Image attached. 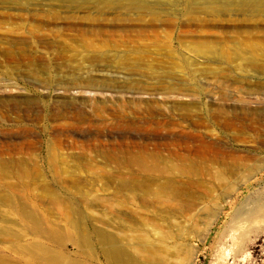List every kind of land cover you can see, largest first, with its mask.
Returning <instances> with one entry per match:
<instances>
[{"label": "rangeland", "instance_id": "374dc122", "mask_svg": "<svg viewBox=\"0 0 264 264\" xmlns=\"http://www.w3.org/2000/svg\"><path fill=\"white\" fill-rule=\"evenodd\" d=\"M101 1L0 0V103L5 105L0 107V148L23 143L22 131L29 130L36 148L25 159L40 160L43 171L50 168L47 145L52 132L47 115L59 99L58 93L68 96L78 91L73 90L78 85L74 83L71 90L65 89L68 73L63 77L54 74L56 67H62L54 59L59 52L57 48H72L79 54L75 62L87 66L88 63L81 62V56L87 54L82 46L108 42L118 51L107 54L127 53L129 60L112 64V69L100 65L89 67L98 86H109L110 91L75 96L81 109L90 112L107 101L122 111L125 110L123 98L130 96L133 98L128 100L136 110L142 107L138 101L151 103L155 98L165 105L172 101L183 105L193 103L198 110L196 115H201L208 130L207 139L251 156L253 161L243 162L242 169L253 164L259 168L251 175L224 176L223 180L202 175L177 180L192 196L195 207L181 212L182 215L176 213L173 218L163 215L152 197L141 198L134 190L119 188V178H96L82 173L76 178L43 175L4 179L13 187L12 195L2 188L0 197H15L13 200L28 204L40 221V231L37 237L32 231L14 232L23 230L15 215L10 218L13 221L10 225L0 223V231H4L0 235V264H50L47 258L54 256L63 258L64 264H113L100 254L94 239L95 229L109 233L123 245L130 238L135 244L139 237L159 245L165 251L164 264H264V146L235 144L229 134L201 112L224 110L237 114L264 107V12L250 14L247 6L241 12L235 3L225 7L222 0H213L212 4H207L211 0H137L140 2L135 6L128 5L127 0ZM104 5L109 9L98 11ZM209 8L214 13L210 14ZM195 46L208 47L210 51L197 55L192 51ZM251 46L257 48V54L248 64ZM138 48L146 49L149 57L131 52ZM30 56L37 57V64L46 70L41 71L30 63ZM181 56L187 58L188 64H184ZM137 58L141 60L138 62ZM145 65L157 66L150 70ZM72 67L67 65L62 69L71 71ZM171 88L185 95L172 94ZM25 102L34 103L26 109L30 116L18 119L14 112L21 109L11 112L9 108L19 107V103L23 107ZM161 108L167 113L164 106ZM236 122L246 128H264L259 120L256 124L240 117ZM194 129L204 132L202 127ZM110 135L109 143L119 141L116 138L119 134L112 131ZM75 140L86 142L81 136ZM73 153L80 157L81 150L74 149ZM92 155H88L90 165L105 166L97 157L89 159ZM64 165H74L67 155ZM168 166L186 168L174 161ZM204 166L207 167H201ZM122 180L131 179L126 176ZM143 202H148L147 206ZM167 204L174 210L173 204ZM68 207L72 213L67 212ZM0 211V214L4 211L3 207ZM75 218L81 221L89 237L91 252L86 254L78 244L76 228L69 224ZM119 218L128 220L130 231L124 230L126 226H121L123 221ZM49 225L65 237L62 246L50 243L53 236L46 229ZM35 245L41 250H34ZM182 247L187 249L186 255L178 252ZM170 254L176 257H168Z\"/></svg>", "mask_w": 264, "mask_h": 264}, {"label": "bare ground", "instance_id": "6f19581e", "mask_svg": "<svg viewBox=\"0 0 264 264\" xmlns=\"http://www.w3.org/2000/svg\"><path fill=\"white\" fill-rule=\"evenodd\" d=\"M222 1L221 3L225 7L230 2L235 3L241 12L246 11L243 9V6L250 8V14L253 12H264V0ZM99 2L103 1L99 0ZM127 2L128 5L135 6L140 1L127 0ZM212 3L213 0L208 1L207 4ZM106 6L104 5L98 11L109 9ZM207 10L210 14L214 13L212 8ZM82 48L87 54L81 56V62L88 63L87 66H82L80 62H75L79 54L69 47L57 48L59 52L54 57L55 60L60 62L62 67L67 65L73 66L70 68L71 71L62 69V67H56L54 74L57 77H63V74L68 73L70 77L65 89L71 90L73 87L70 85L74 83V85H78L73 90L77 89L78 91L68 96L58 93L60 97H58V100H55L53 107L47 115L52 132L50 134V142L47 145V158L50 168L43 171L40 167V160L31 159V161H28V159H25L32 156L30 154L36 148V143L33 133L29 130H23V143L19 145L6 144L0 148V191L4 188L3 191L7 192L10 196L12 195L11 190L13 187L4 180L8 178L21 180L23 178H39L43 177V175L50 177L67 175L76 178V176H80L82 173L96 178H119V188L134 190L141 198L152 197L154 204L162 208L160 212L169 218H173L175 215L191 211L195 207V203L191 199L192 196L186 191L184 186H180L177 180L199 175L223 180L224 176L239 177L243 173L251 175L258 170L259 167L255 164L242 169L243 162L249 163V161H253L251 156H243L240 154V151L232 147H226L217 141L206 138L208 130L204 128L201 115H196L198 110L195 109V104L193 103L183 105L172 101L168 105H165L164 101L161 103L159 98H153L154 102L151 103L138 101V103L142 104V107L136 110L131 107L133 97L124 96L125 98H123L122 103L125 110L122 111L115 108L113 104H107V101L101 102L100 106L93 107L90 112L81 109L75 100V96L97 93L102 90L110 91L109 86L107 88L98 86V82L92 79L89 67L100 65L104 68L112 69L114 68L112 64L115 65L118 62L129 60V55L125 52L122 55L107 54V51H118L117 47L109 46L108 42L104 45L86 43ZM133 50L130 51L135 54L143 53L145 57H149V54H146L147 50L144 48ZM192 51L197 55H206L210 49L208 47L195 46ZM256 51L257 48H252V46L249 48L250 57L248 64L254 60ZM28 58H30L28 61L36 65L37 69L41 71L46 70L37 64L38 61L35 59L37 57L30 56ZM181 59L184 64H188L187 58L181 56ZM140 60V58H137L138 62ZM153 66L156 67L157 65ZM145 67L150 70L155 69L151 65H145ZM97 71L99 72L100 70L97 69ZM121 78L126 80L124 77ZM169 90H171L172 94L185 95L174 92V88ZM159 96L163 100L166 99L161 95ZM110 97L119 99L117 95H110ZM32 104L34 103L25 102L22 107V104L19 103V107L15 105L14 108L11 107L9 109H12L10 110L12 112L20 108L19 113H14L18 115V119H26L30 116L26 109ZM55 104L56 107L54 108ZM3 105L4 103H0V107H3ZM161 106L166 108L167 113L162 110ZM201 112H205L210 117L212 123L221 131L229 134L230 140L235 144L245 145L251 143L264 146V128L260 130L258 129L259 127L255 129L247 126L246 128L236 122L241 117L246 121H254L256 123L259 120L264 124V107L254 111L245 110L237 114L224 110H218L215 113L209 112V110H201ZM168 113L170 114L169 116ZM173 115L176 116V119L170 118ZM197 127H202L204 132L195 131L194 128ZM91 130H94V133H91ZM112 131L119 134L116 136V138H119V141L113 140L115 143L108 142ZM76 136L85 138L86 142L77 143L75 140ZM74 149L81 150L80 157L76 156V154L74 155ZM88 152L93 153V155L88 154ZM65 155L74 163L73 166L67 167L64 165ZM88 155H92L89 159L96 157L101 159L105 166L96 167L90 165ZM172 161L186 168L168 166ZM110 164H114L115 167L107 168V165ZM194 165L198 167H190ZM203 165H207V167H201ZM126 176L131 180L128 182L122 180ZM133 180L136 182H133ZM13 198L15 197H0V207L4 209L0 214V223L3 226L10 225L13 222L10 218L15 215L23 230L16 229L13 231L18 234L32 231L33 236L37 237L40 231L39 219L32 212L28 204L21 200H13ZM146 203L143 202L145 206H147ZM167 203L173 204L175 206V208L173 207L174 210H170ZM145 206L143 207L144 209ZM154 208H157V206ZM167 208L168 210H166ZM157 209L160 210L159 207ZM67 212L72 213L70 207L67 208ZM119 220L123 221L121 226H126L124 230L130 231L131 226H128L129 223L128 225L126 224L128 220L125 218H119ZM74 221L69 222V224L76 228L77 238H79L78 244L84 248L85 254L86 251L91 252L89 237L84 232V227L80 225L81 221L79 222L77 218ZM50 228H52V225H49L46 229ZM3 234L4 231H0V235ZM61 234L50 229V235L53 236V242L50 243L62 246L65 237ZM94 239L103 258L113 264H164L163 257L165 256V251L159 245L152 244L143 237L136 239L135 244L132 242L134 239L130 238L123 245L109 233L101 229H95ZM182 248L178 252L186 255L187 249ZM34 250H41V248L35 245ZM28 251L32 252L30 248ZM176 255L170 254L168 257L174 258ZM58 257L60 256L47 258V261L50 264H64V259H57ZM65 264L76 263L69 262Z\"/></svg>", "mask_w": 264, "mask_h": 264}]
</instances>
